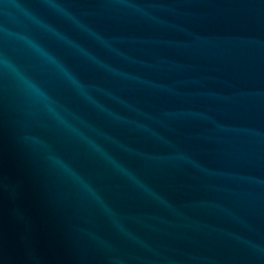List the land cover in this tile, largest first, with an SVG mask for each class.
<instances>
[{"label":"water","instance_id":"obj_1","mask_svg":"<svg viewBox=\"0 0 264 264\" xmlns=\"http://www.w3.org/2000/svg\"><path fill=\"white\" fill-rule=\"evenodd\" d=\"M0 264H264V0H0Z\"/></svg>","mask_w":264,"mask_h":264}]
</instances>
